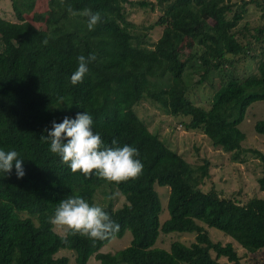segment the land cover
Segmentation results:
<instances>
[{
  "label": "trees",
  "instance_id": "obj_1",
  "mask_svg": "<svg viewBox=\"0 0 264 264\" xmlns=\"http://www.w3.org/2000/svg\"><path fill=\"white\" fill-rule=\"evenodd\" d=\"M36 3L7 0L11 20L0 15V149L17 151L25 171L19 179L14 165L10 174L0 172V264H67V258L54 257L58 250L73 252L75 264H242L264 248V201L251 198L239 205L213 189L203 192L208 163L190 166L135 112L146 102L236 161L244 140L238 126L252 103H264V0L237 5L227 0H64V5L47 0L44 31L24 19ZM135 6L149 13L157 8L153 24L133 26L128 9ZM248 7L261 12L257 22L247 19ZM86 9L102 18L91 31ZM151 30L159 31L154 42L142 32ZM90 54L96 59L83 82L72 85L77 57ZM247 60L254 69L239 76L238 66ZM215 77L219 88L206 107L187 98L203 84L211 89ZM83 111L92 116V129L105 145L113 146L115 138V146L139 150L143 171L138 178L115 183L95 171L85 177L50 152V140L41 136H47L52 121ZM253 131L264 136V121L256 122ZM253 153L261 164L257 186L264 192V155ZM155 186L168 191V217L161 223ZM97 192L122 197L117 209L110 201L102 206L119 231L95 241L69 233L64 242L67 230L60 236L50 223L58 202L78 195L93 204ZM206 228L230 238L242 254ZM125 232L128 246L113 254L100 252ZM171 233L193 239L170 242L168 251L154 247L159 235Z\"/></svg>",
  "mask_w": 264,
  "mask_h": 264
},
{
  "label": "rangeland",
  "instance_id": "obj_2",
  "mask_svg": "<svg viewBox=\"0 0 264 264\" xmlns=\"http://www.w3.org/2000/svg\"><path fill=\"white\" fill-rule=\"evenodd\" d=\"M130 2H139L142 0H129ZM147 1V0H146ZM154 1V0H148ZM229 3L237 5L239 0H227ZM128 21L135 27H148L153 24L158 15L156 8L153 13H149L147 9H142L138 6L128 9ZM258 10L248 7L246 17L251 22H257L260 18ZM0 15L8 20H11L9 9L7 8V0H0ZM49 10L47 9V0H37L34 10L24 17L26 21L38 22L42 31L45 30L48 21ZM239 26V25H238ZM146 33L151 42H154L158 36V30H151ZM185 49V48H184ZM186 56V52L180 49V52ZM256 54H260V49H255ZM263 57H264V51ZM239 76H247L254 69V62L247 60L238 66ZM219 88V79L214 78L212 88L203 84L197 88H193L187 93V98L194 104L206 107L212 97L214 91ZM136 115L146 126L147 130L152 132L158 130L157 134L174 152L180 155L185 162L192 167H198L206 161L208 163V178L203 181L200 186L203 192L213 189L220 198L231 199L239 205L245 204L251 198H257L264 201V192H260L257 186V180L261 177V164L259 159L253 152H259L264 155V136L257 135L253 131V125L256 122L264 121V103L254 102L246 110L245 116L238 130L244 135V140L240 144V151L237 153V160L232 161V155L224 153L219 149L211 147L209 141L198 131L185 132L178 124L171 121V117L162 114L156 107L149 105L146 102L139 103L135 108ZM155 192L160 200L161 211L158 216L159 223L167 219L166 199L167 189L155 186ZM107 192V190H106ZM112 203V208L117 209L123 204V199L115 192H112L111 197L102 196L97 192L93 198V204L105 206L108 202ZM55 233L62 235L64 228L55 226ZM207 231L213 234L217 240L231 242L237 249L238 254H242V250L228 237H225L220 232L214 229ZM193 239L192 235L171 233L165 236L159 235L154 247L162 248L168 251L169 243L177 240L186 241ZM130 234L125 232L121 239H112L104 247L101 248V253H111L123 249L128 246ZM55 258H67V264H75V255L68 250H58L54 255ZM87 264H96L90 260ZM242 264H264V248L256 254L244 259Z\"/></svg>",
  "mask_w": 264,
  "mask_h": 264
},
{
  "label": "clouds",
  "instance_id": "obj_3",
  "mask_svg": "<svg viewBox=\"0 0 264 264\" xmlns=\"http://www.w3.org/2000/svg\"><path fill=\"white\" fill-rule=\"evenodd\" d=\"M60 3L64 5V0ZM65 7L69 13L76 14L70 4ZM83 15L88 17L89 31L94 30L102 19L99 12L90 9H86ZM47 42V39L43 41L44 44ZM95 59L94 54L77 57L78 66L70 77L72 85L83 82L89 71L88 65ZM92 124V116L85 111L78 112L74 118L65 116L59 123L52 121L51 130L46 129L47 136H41V140H50V152L67 164L72 173L79 171L90 177L95 171L99 178L115 183L138 178L143 171V164L138 159L139 150L129 145L115 146V138L111 141L113 146L105 145L100 134L93 131ZM13 165L17 178H22L25 171L19 153L0 149V172L10 174ZM50 223L67 230L64 242H67L69 233L95 241L114 237L120 228L101 205L90 204L78 195L60 200Z\"/></svg>",
  "mask_w": 264,
  "mask_h": 264
}]
</instances>
